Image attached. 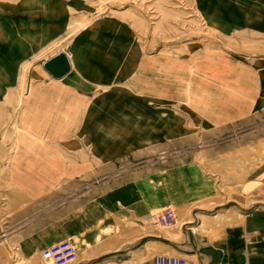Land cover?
Here are the masks:
<instances>
[{
	"label": "rangeland",
	"instance_id": "374dc122",
	"mask_svg": "<svg viewBox=\"0 0 264 264\" xmlns=\"http://www.w3.org/2000/svg\"><path fill=\"white\" fill-rule=\"evenodd\" d=\"M60 50L56 78L43 63ZM137 200L157 242L108 258ZM167 204L175 222L154 223ZM250 213L264 217V0H0V264H39L63 238L66 264H191L183 225L218 240Z\"/></svg>",
	"mask_w": 264,
	"mask_h": 264
},
{
	"label": "crops",
	"instance_id": "0c3cea01",
	"mask_svg": "<svg viewBox=\"0 0 264 264\" xmlns=\"http://www.w3.org/2000/svg\"><path fill=\"white\" fill-rule=\"evenodd\" d=\"M146 179L147 177L142 176L137 180L129 181L127 184L142 183ZM129 188L130 186H124L123 192L127 193L125 191ZM119 193L120 191H116L107 194L120 195ZM153 205L145 201L140 207V200L134 201L131 204L132 212L129 218L130 221L135 222V225L129 229H124L123 235L116 238L115 242H108V250L105 252L108 253L106 255L108 258L119 259L120 257L132 255L143 246L157 242V238L154 235L152 236L153 233L144 231L136 220L145 216L148 209ZM50 211L57 216L53 220V223L66 222L72 214L70 209L65 212L60 207H53ZM189 221L187 220L183 223ZM200 225L201 222L197 226ZM197 226L195 227L197 228ZM181 233L183 239L180 242L183 245H189L191 249L187 251L191 255L190 257H192L191 264H264V239L261 240L259 238L264 233V217H261L260 214H242V217H239L235 222L227 226L225 237H221L218 240H208L204 235L198 234L196 230L192 229L189 224L181 227ZM253 236L257 238L253 240ZM172 243L177 246V242L173 241ZM154 254L147 255L143 261L151 259ZM42 262L41 254L39 264ZM85 263L93 264L92 258L86 260Z\"/></svg>",
	"mask_w": 264,
	"mask_h": 264
},
{
	"label": "built area",
	"instance_id": "2783aa9c",
	"mask_svg": "<svg viewBox=\"0 0 264 264\" xmlns=\"http://www.w3.org/2000/svg\"><path fill=\"white\" fill-rule=\"evenodd\" d=\"M154 223H173L176 220L174 209L165 205L161 210L152 215ZM41 264H66L77 259V249L69 238H63L42 250ZM185 255L169 254L164 252L155 253L151 259L142 264H189Z\"/></svg>",
	"mask_w": 264,
	"mask_h": 264
},
{
	"label": "bare ground",
	"instance_id": "6f19581e",
	"mask_svg": "<svg viewBox=\"0 0 264 264\" xmlns=\"http://www.w3.org/2000/svg\"><path fill=\"white\" fill-rule=\"evenodd\" d=\"M69 56V55H68ZM71 61V60H70ZM72 64V63H71ZM64 95V94H63ZM67 95V98H64V97H62V98H64V99H68V101L69 102H74L75 103V101H76V99H75V97L72 95V94H66ZM65 95V96H66ZM240 101V100H239ZM235 102H237V100L235 101ZM235 102H227V103H230L231 104V107L233 106V104L235 105L234 107H237V105L235 104ZM143 107H141L140 109H139V111H138V113L141 115V116H143V117H145V118H147V119H151L152 118V114H151V111H150V108H148L146 105H142ZM229 107H227L226 109H224V110H218L217 109V107H216V110L215 111H213L212 113H210L207 117H209V118H211V119H213V117H220V115H222V114H228V112L230 111V109H228ZM238 108H239V106H238ZM138 114V115H139ZM94 117V116H93ZM97 117H99V116H97ZM51 118V117H50ZM96 119H99V118H96ZM51 120H53V119H51ZM95 120V119H94ZM93 120V121H94ZM144 120V119H143ZM143 124H145L144 126H146L147 127V124L146 123H143ZM139 124H138V122L137 121H134L133 122V124L131 123V122H123V125H121L119 128H116L115 129V132H117V131H121L123 128H133V129H136L137 128V126H138ZM148 127L150 128H146L145 129V131H146V134H149V133H151L152 132V130H154L155 129V124H153V123H150V124H148ZM115 128V127H114ZM101 143L103 144L104 142L103 141H101ZM107 143V142H106ZM75 261V260H74ZM83 264V263H82Z\"/></svg>",
	"mask_w": 264,
	"mask_h": 264
},
{
	"label": "water",
	"instance_id": "95a60500",
	"mask_svg": "<svg viewBox=\"0 0 264 264\" xmlns=\"http://www.w3.org/2000/svg\"><path fill=\"white\" fill-rule=\"evenodd\" d=\"M43 66L56 78L65 76L72 68L70 58L65 50H60L48 57Z\"/></svg>",
	"mask_w": 264,
	"mask_h": 264
}]
</instances>
